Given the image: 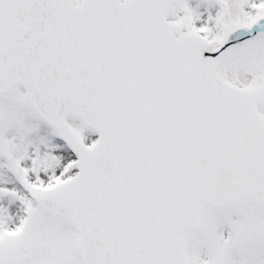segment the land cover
Segmentation results:
<instances>
[{"label": "rangeland", "instance_id": "rangeland-1", "mask_svg": "<svg viewBox=\"0 0 264 264\" xmlns=\"http://www.w3.org/2000/svg\"><path fill=\"white\" fill-rule=\"evenodd\" d=\"M168 15L182 32L201 35L216 50L229 35L264 19V0H170ZM223 57L222 76L250 92L264 118V38ZM68 121L86 143L95 139L82 119ZM70 161L21 85L0 96V264H82L78 230L38 204L41 191L73 175ZM201 230L186 236L191 264H264V205L246 200L209 207Z\"/></svg>", "mask_w": 264, "mask_h": 264}, {"label": "water", "instance_id": "water-1", "mask_svg": "<svg viewBox=\"0 0 264 264\" xmlns=\"http://www.w3.org/2000/svg\"><path fill=\"white\" fill-rule=\"evenodd\" d=\"M165 1H166L165 6H166L167 0H165ZM99 3H101L102 6H105V7H108L109 9H111V7L107 3L99 2V0H90L87 4V8H89V7L99 8L100 7ZM132 7H141V6H133L132 5ZM126 13L128 15V12H126ZM5 23L9 24L8 22H5ZM19 24H24V20L23 21L20 20ZM9 30H10V32H12V31L15 32L14 28L9 29ZM158 30H159V32L165 33L166 35L169 36L168 38H170L171 42L173 43V48L176 52H180V47H182V46L190 49L192 52H195V55L197 57V61L199 63V65H197V66H198L199 72L201 74V77H200V80L195 84V87H194L192 94L187 95V98H188V100H190L194 104V109H195V112L197 113L196 122L202 121L204 118L206 108H207V96L205 94V91H206V88L209 84V78L214 81L212 86H213L214 90L216 89V92H213L214 95L210 94L211 99L209 101L210 102V107L208 110L209 113H211L213 110H215V109H213L214 108L213 107V101L214 100H216V99L224 100V99L229 98V94H227L225 91H223L219 88L218 85L223 86V84L218 79V77L214 71V65H215L216 58H217L219 53L210 54L207 51L206 44L203 41L200 42L195 38H192L189 36H179V38L177 39V37L174 35V33L177 32L176 27H173V29H171V28H168L165 24H161L158 27ZM41 36H43V35H41ZM7 61L9 64H11L10 58ZM9 64H7V66H11ZM154 75H155L154 73L151 74V76H154ZM17 79L18 78H14L13 80H17ZM13 80L8 81V83L3 88L0 87V91H3L5 88L10 86V84ZM2 84H0V85H2ZM46 84H47V71L44 75V81L41 84V88H44L43 86H46ZM237 93L242 99L244 98L249 104V100L247 99L246 96H244L243 94H241L239 92H237ZM33 98H34V101H33L34 105L39 110L41 109L40 108V106H41L42 109L44 110V113H46V115L49 118H50V116L56 117V118L59 117V115L57 113L51 112L49 110L48 105L45 102H43L39 90L34 92ZM89 99L92 101L93 97H90ZM135 101H136L135 97H133L131 95H125V96H122L117 101L116 104H119V105L122 104L123 106H129V105L135 103ZM241 108L243 111V104H241ZM92 111H96V107H93ZM153 111L156 113L155 108H153ZM220 111H223V110H220ZM251 117L254 120L255 124L257 125L256 126L252 122L253 120L251 118H249V117L247 118V119H250V121H248V124L250 126V130L252 131V133H255L257 136V140L252 142V144L255 147H257V151H258L260 157H264V129H263V127H261V124L258 123L256 117H254V113L251 115ZM155 119H156V117H155ZM155 119H154V125L150 124V125H147L146 128H144V131L147 134V136H149V137L152 136L153 138L156 137L157 127L160 125V124L155 125V123H156ZM55 123H57V122H55ZM259 130L262 131V137L260 135ZM158 150H160V148L144 147L141 145L132 153V157L139 164V171L141 174H143V176H145V173H147V172H155L156 171V169L152 166L151 162L153 160L154 154ZM165 159H166V155H165ZM117 163H118V167L123 172H125L129 175L133 174V170L129 166H127L126 163H123L121 161H117ZM109 164H110V166L116 165L115 162H111V161L109 162ZM219 169L221 172L217 178L219 184H212V185H210L209 191L205 190L204 196L198 202V206H197V203H195L194 199L191 196H182L181 201H180V205H179V210H182L186 206H190L193 204H195L194 208L197 207V209H198V207H199L201 209L202 205L206 201L214 202L216 204H220V203H224V202H228V203L237 202L238 200H240L245 195H248L249 193L253 194V196L257 200L264 201V172H261L259 170L258 166H256L254 168L252 175H251V178L248 175L245 176L243 174V165H239V164H235V163H225V164L221 165L219 167ZM173 179L174 178H172L171 182H173ZM59 193H61V192L53 193L50 196H47V198H49V199L51 198L50 201L52 204H56L57 201L58 202L61 201L60 198H62V196L59 195ZM219 194H222V195H219ZM44 203H45V199H44ZM172 208L175 209V206H173ZM75 210L76 209L74 208V211ZM58 212L62 213L61 211H58ZM76 214L80 215L81 213L76 212ZM195 215L196 214L191 215L190 217L185 219L180 224L182 226H184L185 224L192 221L194 219ZM87 221H89V220L87 219ZM193 224L196 225L197 221L194 222Z\"/></svg>", "mask_w": 264, "mask_h": 264}]
</instances>
